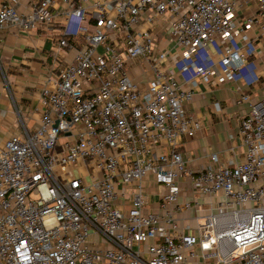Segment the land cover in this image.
Returning a JSON list of instances; mask_svg holds the SVG:
<instances>
[{
	"label": "built area",
	"instance_id": "1",
	"mask_svg": "<svg viewBox=\"0 0 264 264\" xmlns=\"http://www.w3.org/2000/svg\"><path fill=\"white\" fill-rule=\"evenodd\" d=\"M63 1L0 5V31L45 30L57 68L40 125L0 146V264H264V97L236 99L250 106L243 161L212 154L194 171L179 150L202 126L189 109L199 81L259 82L247 32L264 27V0L243 19L250 0Z\"/></svg>",
	"mask_w": 264,
	"mask_h": 264
},
{
	"label": "crops",
	"instance_id": "2",
	"mask_svg": "<svg viewBox=\"0 0 264 264\" xmlns=\"http://www.w3.org/2000/svg\"><path fill=\"white\" fill-rule=\"evenodd\" d=\"M4 0H0V5ZM21 10L28 11L31 0H20ZM66 6L63 0H57V11ZM259 8L255 0L248 1L240 10L239 16H258ZM58 35L60 28L52 27ZM46 31L14 30L6 28L0 31V146L14 135L23 134L25 129L34 130L41 122L44 106L42 88L51 70L57 71L53 58V41L47 38ZM248 37L257 45L256 62L260 80L248 87L244 80L229 82L210 90L209 86L199 81L194 89L190 112L202 123L201 129L192 139L185 140L179 147L192 170L196 171L210 161L212 154H217L221 163L240 162L244 160V147L239 135L240 119L250 109L248 104L237 105L239 91L251 93L255 99L264 97V27L262 23L254 25L247 32ZM75 50H69L66 59H73ZM140 69L133 70L132 76L140 80ZM185 88H190L184 78L177 75ZM220 102L221 111L214 108V102ZM153 192L152 203H156L154 195L158 191L156 184L150 182ZM181 196L180 202L185 201ZM223 199L222 194H214L204 199L202 212L194 209L181 214L182 227L187 224L197 225L204 220L206 214L214 210L215 205Z\"/></svg>",
	"mask_w": 264,
	"mask_h": 264
},
{
	"label": "rangeland",
	"instance_id": "3",
	"mask_svg": "<svg viewBox=\"0 0 264 264\" xmlns=\"http://www.w3.org/2000/svg\"><path fill=\"white\" fill-rule=\"evenodd\" d=\"M137 71L139 70V69H136ZM131 75H132V72H131ZM121 188H122V186H121ZM197 251L199 252V248H197ZM146 256H147V254H145Z\"/></svg>",
	"mask_w": 264,
	"mask_h": 264
}]
</instances>
